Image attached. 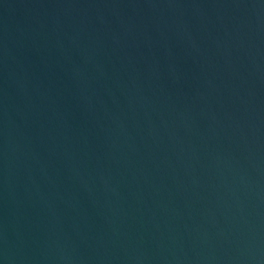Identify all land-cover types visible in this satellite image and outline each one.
Here are the masks:
<instances>
[{
  "label": "water",
  "instance_id": "95a60500",
  "mask_svg": "<svg viewBox=\"0 0 264 264\" xmlns=\"http://www.w3.org/2000/svg\"><path fill=\"white\" fill-rule=\"evenodd\" d=\"M0 264H264V0H0Z\"/></svg>",
  "mask_w": 264,
  "mask_h": 264
}]
</instances>
